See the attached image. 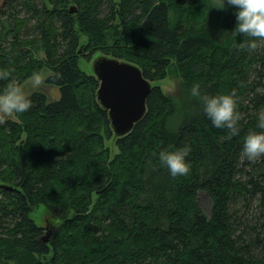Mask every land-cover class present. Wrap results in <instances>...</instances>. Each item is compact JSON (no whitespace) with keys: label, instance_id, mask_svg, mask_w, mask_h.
Here are the masks:
<instances>
[{"label":"trees","instance_id":"obj_1","mask_svg":"<svg viewBox=\"0 0 264 264\" xmlns=\"http://www.w3.org/2000/svg\"><path fill=\"white\" fill-rule=\"evenodd\" d=\"M211 7L2 1L0 71L11 76L0 91L48 69L45 84L59 98L34 90L30 110L0 125V183L11 187L0 189V264H264V157L242 155L245 138L264 132V41L241 49L252 38L232 32L236 9ZM95 52L137 65L152 83L145 115L124 137L98 103V80L78 66ZM170 73L181 79L178 99L153 85ZM195 85L201 95L233 96L238 135L213 127ZM184 147L190 172L174 178L158 156ZM40 205L59 221L47 242L30 218Z\"/></svg>","mask_w":264,"mask_h":264},{"label":"clouds","instance_id":"obj_2","mask_svg":"<svg viewBox=\"0 0 264 264\" xmlns=\"http://www.w3.org/2000/svg\"><path fill=\"white\" fill-rule=\"evenodd\" d=\"M228 7L236 9L237 23L232 32L252 38L248 43L241 44V49L249 53L254 52L258 47L257 40L264 41V0H212L211 8L225 10ZM10 76L9 71H0V80H9ZM61 78V74L57 73L56 79ZM29 82L33 88H39L44 84L45 78L40 73L34 72ZM191 95L200 99L213 127L226 129L230 137L238 135L240 115L232 95H201L199 85L193 86ZM31 107L32 101L25 94L23 87L13 80L0 91V125H4L15 115L28 112ZM258 127L264 129V115L260 116ZM189 154L190 148L184 147L172 152L161 151L158 159L175 178L189 174L190 165L185 159ZM242 155L251 163L264 157V132H253L245 138Z\"/></svg>","mask_w":264,"mask_h":264},{"label":"water","instance_id":"obj_3","mask_svg":"<svg viewBox=\"0 0 264 264\" xmlns=\"http://www.w3.org/2000/svg\"><path fill=\"white\" fill-rule=\"evenodd\" d=\"M71 6L69 13H75ZM92 74L99 82L97 100L108 112L110 127L115 137H124L146 113L147 97L152 83L145 79L141 69L132 63L102 55L92 63ZM0 189H11L0 183ZM40 239L49 240L51 231Z\"/></svg>","mask_w":264,"mask_h":264},{"label":"rangeland","instance_id":"obj_4","mask_svg":"<svg viewBox=\"0 0 264 264\" xmlns=\"http://www.w3.org/2000/svg\"><path fill=\"white\" fill-rule=\"evenodd\" d=\"M2 1L3 0H0V6L2 4ZM84 39H85V37L81 35L80 40L83 42ZM110 42H111V40H110ZM102 55H104V54L101 52H95L91 56L90 61H85L83 58H80L79 63H78L79 68L87 74H92V63H93V61ZM39 56L44 57L43 52H40ZM40 74L46 79V77L50 74V71L48 69H46V70H43ZM180 84H181V79H180L178 73L177 74L176 73H170L164 80L157 81V82L153 83L154 86L160 87V89L164 95L175 97L176 99H178V97L180 95V91H179ZM23 89H24L25 94H28L34 90H43L46 92L49 101L56 100L59 98L58 88H56L54 86L46 85L45 82L39 88H33L31 83L29 82V79H28L24 83ZM11 119L17 121V119L15 117H12ZM105 146L110 149L111 157H114L118 153L117 147L115 146V140L113 138L110 140H105ZM199 202H200V205H201L203 211L206 214H208L209 209H210L209 197L205 193H200L199 194ZM30 218L35 222V224L37 226H40L43 228L42 236H45L46 233L48 232V230H52L54 224L56 222L57 223L59 222L58 220L51 222V215L49 214L47 209L42 205L33 208V211L30 214ZM11 264H15V263L11 262Z\"/></svg>","mask_w":264,"mask_h":264}]
</instances>
